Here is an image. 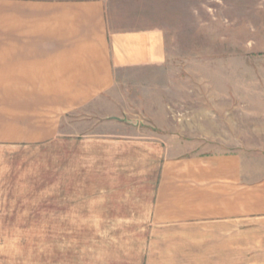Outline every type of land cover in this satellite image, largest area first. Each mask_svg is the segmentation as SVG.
<instances>
[{"label":"crops","instance_id":"0c3cea01","mask_svg":"<svg viewBox=\"0 0 264 264\" xmlns=\"http://www.w3.org/2000/svg\"><path fill=\"white\" fill-rule=\"evenodd\" d=\"M213 1L0 0V141L66 136L63 120L118 78L171 62L200 10L213 20ZM92 140L107 188L20 191L87 199L0 209V229H78L77 247L52 246L47 264H264V157L169 156L158 136Z\"/></svg>","mask_w":264,"mask_h":264},{"label":"rangeland","instance_id":"374dc122","mask_svg":"<svg viewBox=\"0 0 264 264\" xmlns=\"http://www.w3.org/2000/svg\"><path fill=\"white\" fill-rule=\"evenodd\" d=\"M200 11L197 36L180 38L171 62L118 78L111 92L63 120L66 136L49 145L0 141L1 211L87 199L20 197V191L88 195L107 188L109 166H95V136H158L169 156L264 157V0H214L213 20ZM79 242L72 227L0 229V264H47L52 246L61 252Z\"/></svg>","mask_w":264,"mask_h":264}]
</instances>
